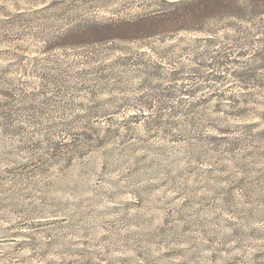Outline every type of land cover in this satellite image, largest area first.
<instances>
[{"label":"rangeland","instance_id":"374dc122","mask_svg":"<svg viewBox=\"0 0 264 264\" xmlns=\"http://www.w3.org/2000/svg\"><path fill=\"white\" fill-rule=\"evenodd\" d=\"M0 264H264V0H0Z\"/></svg>","mask_w":264,"mask_h":264}]
</instances>
